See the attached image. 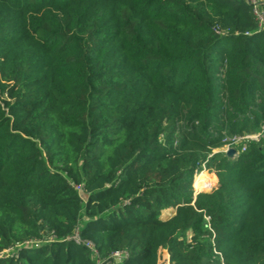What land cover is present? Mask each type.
<instances>
[{
	"label": "trees",
	"instance_id": "1",
	"mask_svg": "<svg viewBox=\"0 0 264 264\" xmlns=\"http://www.w3.org/2000/svg\"><path fill=\"white\" fill-rule=\"evenodd\" d=\"M263 124L247 0H0V264H264Z\"/></svg>",
	"mask_w": 264,
	"mask_h": 264
},
{
	"label": "built area",
	"instance_id": "2",
	"mask_svg": "<svg viewBox=\"0 0 264 264\" xmlns=\"http://www.w3.org/2000/svg\"><path fill=\"white\" fill-rule=\"evenodd\" d=\"M252 5L253 14L255 16V19L257 21V26L259 30H264V0H247ZM246 34H251L250 32H246ZM264 139V124L261 125V129L258 131H253L249 133L244 134H233L231 136H227L225 140V147L222 149V151L226 152L229 148H236L237 152L239 150L237 149L236 145L241 146V150H245L249 143L251 142H260ZM200 173V172H199ZM75 188L79 191L80 195L84 200L87 198V193H85V185L84 184H78L75 185ZM195 192H199L195 189ZM206 221L210 225V216H205ZM46 238V241L51 242L55 241L57 239V235L54 231L50 232L48 236L44 237ZM67 240L75 241L78 245L87 247L91 255L94 257L97 264H122L126 260L130 258V252L127 249L122 250H115L113 251L109 256L103 257L100 250L98 249L96 243L89 238H84L81 236V229L80 225H78L74 231V233L67 237ZM43 241V240H42ZM41 241V242H42ZM39 239H31L29 241H26V244H37L39 243ZM21 246V245H18ZM17 246V247H18ZM14 248H7L0 252L1 255L4 254H11L15 255L17 254V251H14V253H11L10 251ZM167 250V249H166ZM168 251V250H167ZM159 256V260H160ZM158 260V264H173L171 260H166V258L163 260L162 263H160ZM224 264V263H222Z\"/></svg>",
	"mask_w": 264,
	"mask_h": 264
},
{
	"label": "rangeland",
	"instance_id": "3",
	"mask_svg": "<svg viewBox=\"0 0 264 264\" xmlns=\"http://www.w3.org/2000/svg\"><path fill=\"white\" fill-rule=\"evenodd\" d=\"M227 137V136H226ZM225 137V138H226ZM224 147L225 146H223V147H221V148H217V149H215L214 150V152H217V151H220V150H222V149H224ZM236 147H237V149L238 150H240L241 149V146L240 145H236ZM203 171V173H202V175L203 176H197L198 175V173L195 175V179H196V176H197V182L199 181V179H208V175L209 176H211L207 171H210V170H208V169H204V170H202ZM201 171V172H202ZM200 172V173H201ZM211 172V171H210ZM214 174H215V172H213ZM212 178V176L211 177H209V179H211ZM213 179V178H212ZM218 183H219V181H218V177H217V187H218ZM216 187V188H217ZM196 189V188H195ZM197 190V189H196ZM204 192H207V191H204ZM176 209L175 208H171V210H167V209H164V210H162V214H161V217L163 218V216H170L171 214H173L174 213V211H175ZM189 237H191V234H189ZM14 251H16V249H12L10 252L11 253H14ZM160 251V250H159ZM159 259V258H158ZM165 258L164 257H162L160 260H159V262L160 263H162L163 262V260H164Z\"/></svg>",
	"mask_w": 264,
	"mask_h": 264
},
{
	"label": "bare ground",
	"instance_id": "4",
	"mask_svg": "<svg viewBox=\"0 0 264 264\" xmlns=\"http://www.w3.org/2000/svg\"><path fill=\"white\" fill-rule=\"evenodd\" d=\"M202 173H203V171L201 173H198L197 176H203ZM197 176H196V179H197ZM207 177H208V179H199L198 182L195 179L194 187L197 189V191L201 192L202 190H205L206 188H208L212 184L213 179L211 181V179H209V176H207Z\"/></svg>",
	"mask_w": 264,
	"mask_h": 264
},
{
	"label": "water",
	"instance_id": "5",
	"mask_svg": "<svg viewBox=\"0 0 264 264\" xmlns=\"http://www.w3.org/2000/svg\"><path fill=\"white\" fill-rule=\"evenodd\" d=\"M226 155L228 157H234L235 155H237V150L236 148L232 147V148H229L227 151H226Z\"/></svg>",
	"mask_w": 264,
	"mask_h": 264
},
{
	"label": "crops",
	"instance_id": "6",
	"mask_svg": "<svg viewBox=\"0 0 264 264\" xmlns=\"http://www.w3.org/2000/svg\"><path fill=\"white\" fill-rule=\"evenodd\" d=\"M208 172V171H207ZM216 175V174H215ZM209 176V175H208ZM209 177H211V176H209ZM211 181H212V178H211ZM172 208V207H171ZM171 208H167V210H171ZM176 213V210L174 211V213L173 214H171L170 216H163V219H169V218H171L174 214Z\"/></svg>",
	"mask_w": 264,
	"mask_h": 264
}]
</instances>
